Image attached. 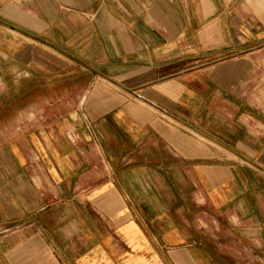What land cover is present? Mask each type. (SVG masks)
Here are the masks:
<instances>
[{
	"label": "crops",
	"instance_id": "1",
	"mask_svg": "<svg viewBox=\"0 0 264 264\" xmlns=\"http://www.w3.org/2000/svg\"><path fill=\"white\" fill-rule=\"evenodd\" d=\"M0 264H264V0H0Z\"/></svg>",
	"mask_w": 264,
	"mask_h": 264
}]
</instances>
